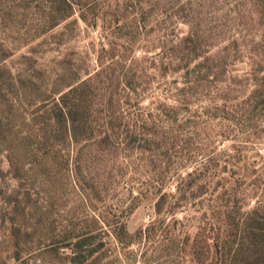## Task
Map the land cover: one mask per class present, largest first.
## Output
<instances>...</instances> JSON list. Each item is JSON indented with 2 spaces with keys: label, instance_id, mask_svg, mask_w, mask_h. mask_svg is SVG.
Returning a JSON list of instances; mask_svg holds the SVG:
<instances>
[{
  "label": "rangeland",
  "instance_id": "obj_1",
  "mask_svg": "<svg viewBox=\"0 0 264 264\" xmlns=\"http://www.w3.org/2000/svg\"><path fill=\"white\" fill-rule=\"evenodd\" d=\"M71 3L69 16L57 20L47 0H0V264H183L184 253L185 260L193 263L190 246L180 251L172 239L195 234L201 216L198 205L171 212V181L163 188L169 196L160 213L155 209L159 193L138 194L157 175L147 159L152 158L150 152L142 156L127 155L121 147L99 149L93 144V131L89 133L81 170L97 186L96 196L76 174L74 159L84 142L54 140L40 145L36 110L43 99L57 96L102 65L114 73L104 85L121 99L119 113L124 116L145 115L163 103L177 107L176 99L185 94L189 109L179 112V122L207 123L187 130L194 142L187 145L194 150L189 155L200 152L186 167L176 166L184 174L204 162L208 151L222 153L237 143L225 137L220 120L207 112L223 103L224 92L235 102L252 88L243 76L249 64L264 62V0ZM191 31L198 34L202 54L196 59L184 42ZM203 55L213 57L215 71L223 72L208 80L185 79L186 66L191 68ZM127 81L136 87L130 91L132 106L125 103ZM93 94L99 101L102 93L94 88ZM156 123L166 126L160 119ZM122 135L120 129L114 133L117 138ZM240 137L238 144L246 151L240 162H234L242 169L232 165L223 169L225 162L220 160L218 168L209 172L216 179L230 170L251 176L252 164L264 174V165L255 156L256 152L264 155V135L250 140ZM172 168L170 173L175 174ZM252 204L247 200L244 210ZM158 219L165 224L175 220L167 236L160 228L154 237L131 243L113 235L121 223L134 234ZM82 231L91 234V243L77 252L74 236Z\"/></svg>",
  "mask_w": 264,
  "mask_h": 264
},
{
  "label": "trees",
  "instance_id": "obj_2",
  "mask_svg": "<svg viewBox=\"0 0 264 264\" xmlns=\"http://www.w3.org/2000/svg\"><path fill=\"white\" fill-rule=\"evenodd\" d=\"M47 2L52 11L57 12V20L65 19L72 10L71 0ZM184 42L190 45L188 54L192 55L193 59L202 57L198 34L189 32ZM222 59L225 62V57ZM215 65L213 57L203 55V59L191 68L186 66L183 76L185 79L191 77L201 81L204 77L208 80L211 76L223 72L215 71ZM109 69V66L106 68L102 65L92 75L59 91L57 96H48L42 100L43 104L36 110L40 128L39 144L56 143L54 140L66 143L83 141L84 144L79 146L74 159L76 174L83 184L91 187L96 196L99 195L97 186L91 184L81 170V155L86 142L91 139L89 133L91 135L93 131V144L99 149L121 147L127 155L138 152L142 156L150 152L152 158L147 159L157 175L148 179V183L143 185V192L139 191L138 194H146L149 191L159 193L155 209L160 213L169 196L167 192H162L163 188L171 181L174 190L173 194H170L174 198V202L170 204L171 212L189 204H197L201 211L197 231L192 237L187 234L182 240L177 236L172 239L180 251L186 252L190 246L193 263L185 260L184 253L183 264H264V174H259L254 164L251 176L230 170L227 176H216V179L209 173L210 170L218 168L220 160L225 162L223 169L232 165L241 170L242 168L236 165L237 162H234L241 161L243 150L246 149L238 144L242 140L240 136L244 135V138L250 140L264 135V62L249 64V71L243 76L252 84L247 94L231 102L227 98L229 93L224 92L223 103L208 109L207 116L220 120V131L225 137L237 142L229 148L232 154L228 150L218 154H212L215 150L208 151L204 154V162H199L184 174L179 173L176 166L186 167L188 163L195 161L196 153L200 152L189 155L194 150L187 148V145L190 147L194 142L189 138L190 131L187 130L191 127L199 128V123L207 121L187 119L185 122H179V112L187 111L190 101L182 93V96L176 99L177 107L163 103L154 110H148L145 115L136 114L135 118H131L132 112L127 116L120 112L122 118L119 113L121 99H116L110 91V86L104 85L114 76ZM4 80L7 82L6 78ZM94 88L102 93L99 101L93 94ZM124 89L127 90L125 103L132 106L129 102L130 91H136V87L131 81H127ZM159 119L166 121V126H159L156 123ZM118 129L123 131L122 138L114 136ZM96 132L103 134L97 136ZM195 149L200 150L197 147ZM164 155L167 158H162ZM255 156L264 165V155L256 152ZM7 158L12 168L14 164L10 159L11 155L8 154ZM241 167L247 170V166ZM171 168L175 174L170 173ZM13 174L17 177V174ZM247 200L253 204L248 210H244ZM174 222L175 220H172L171 224H165L164 219H158L144 228H139L134 234L129 233L125 224L121 223L119 230H113V235L120 242L131 243L135 239L154 237L160 228L162 235L167 236ZM74 238L75 251L81 252L90 246L89 232L82 231Z\"/></svg>",
  "mask_w": 264,
  "mask_h": 264
}]
</instances>
